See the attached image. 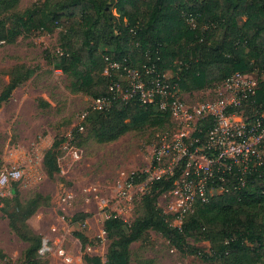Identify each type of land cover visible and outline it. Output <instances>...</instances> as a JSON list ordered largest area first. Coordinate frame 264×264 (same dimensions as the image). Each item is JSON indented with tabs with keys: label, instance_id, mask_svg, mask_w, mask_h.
I'll use <instances>...</instances> for the list:
<instances>
[{
	"label": "rangeland",
	"instance_id": "1",
	"mask_svg": "<svg viewBox=\"0 0 264 264\" xmlns=\"http://www.w3.org/2000/svg\"><path fill=\"white\" fill-rule=\"evenodd\" d=\"M5 1L7 7L0 13V92L13 78L21 80L0 105V158L19 164L23 177L14 192L0 199V264H28L26 251L38 239L37 254L45 264H86V254L105 261L114 239L103 230L105 212L121 216L127 233L129 225L146 214L148 205L167 210L165 192L155 200L146 197V169L157 134L175 128L176 121L172 118L163 128H129L112 140L95 139L89 122L79 127L93 111V97L76 73L65 71L66 64L54 60L61 54L62 28L28 30L19 20L44 0ZM112 12L118 14L116 7ZM243 19L238 17L239 22ZM188 23L194 25L193 19ZM106 48L99 46L103 61L92 72L93 81L110 69L107 56L101 53ZM246 59L252 62L253 57L246 55ZM112 72L116 80H123ZM164 73L171 78L175 72L167 68ZM248 76L258 79L256 69ZM222 82L215 80L200 88L178 84V94L186 104L216 99L227 95ZM59 138L63 139L54 145ZM51 153L59 168L52 172L44 161ZM131 175L142 178L121 198L117 188ZM78 213L84 217L73 220ZM187 245L181 251L149 227L129 244L128 264H219L210 259L208 240L187 238Z\"/></svg>",
	"mask_w": 264,
	"mask_h": 264
},
{
	"label": "trees",
	"instance_id": "2",
	"mask_svg": "<svg viewBox=\"0 0 264 264\" xmlns=\"http://www.w3.org/2000/svg\"><path fill=\"white\" fill-rule=\"evenodd\" d=\"M7 7L0 0V13ZM116 7L118 14H113ZM238 17H244L239 22ZM125 18V20L123 19ZM193 19L194 25L188 23ZM28 30L52 31L62 28L60 51L54 60L66 64L64 70L76 73L92 97L108 95L113 75L92 80V72L101 64V53L109 61L154 64L159 72L169 68L171 81L180 87L200 88L205 83L223 80L234 72L248 74L256 69L258 85L254 101L245 105L252 118L264 109V0H44L35 10L19 18ZM0 27V37L1 34ZM246 55L253 57L252 62ZM177 61V62H176ZM13 78L0 92V105L20 83ZM89 122L98 141L112 140L129 128L165 127L171 123L168 112L156 105H142L134 96L127 101L113 98L104 110H93L81 122ZM168 127V126H166ZM63 138L54 141L58 145ZM45 164L57 171L55 157L46 154ZM228 189L198 203L180 228L172 226L156 204L135 219L124 232L119 217L105 218L103 230L114 237L105 261L98 255H85L86 264H128V246L153 227L177 249L186 251L187 238L208 240L211 260L219 264H257L264 262V163L244 174L233 168ZM145 176V175H142ZM177 174L154 180L146 192L155 196L172 187ZM142 177L134 182L141 180ZM17 182L13 183L12 192ZM5 196H0L3 199ZM83 213L72 219L79 220ZM118 236V238H116ZM40 240L28 247V264H45L37 250Z\"/></svg>",
	"mask_w": 264,
	"mask_h": 264
},
{
	"label": "built area",
	"instance_id": "3",
	"mask_svg": "<svg viewBox=\"0 0 264 264\" xmlns=\"http://www.w3.org/2000/svg\"><path fill=\"white\" fill-rule=\"evenodd\" d=\"M108 63L106 75L115 78V70L123 80L111 79L109 94L92 98L93 110L107 109L113 98L127 101L136 96L142 105L154 104L176 121L175 128L157 134L152 162L146 169V190L154 180L177 174L164 194L167 210L162 212L170 225L180 228L198 203L226 191L228 175L236 176L234 167L240 169L243 184L244 174L264 163V109L252 118L244 111L245 105L254 101L256 77L234 72L220 85L226 96L186 104L178 94V83L154 64L136 67L129 62ZM79 127L82 129L81 124ZM22 177L19 164L0 158V196L10 195L13 183ZM134 178L131 175L117 188L118 196L129 195ZM104 217L122 218L115 212H105Z\"/></svg>",
	"mask_w": 264,
	"mask_h": 264
}]
</instances>
